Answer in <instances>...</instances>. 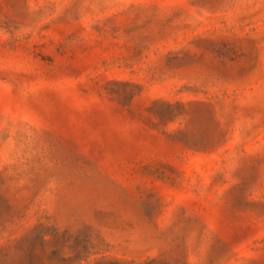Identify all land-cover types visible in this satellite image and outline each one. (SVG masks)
<instances>
[{
    "label": "rangeland",
    "instance_id": "obj_1",
    "mask_svg": "<svg viewBox=\"0 0 264 264\" xmlns=\"http://www.w3.org/2000/svg\"><path fill=\"white\" fill-rule=\"evenodd\" d=\"M0 264H264V0H0Z\"/></svg>",
    "mask_w": 264,
    "mask_h": 264
}]
</instances>
